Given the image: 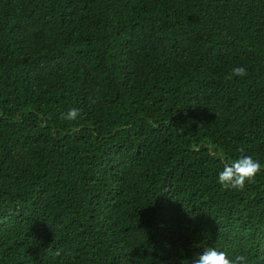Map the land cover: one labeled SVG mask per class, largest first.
Here are the masks:
<instances>
[{"label": "trees", "instance_id": "16d2710c", "mask_svg": "<svg viewBox=\"0 0 264 264\" xmlns=\"http://www.w3.org/2000/svg\"><path fill=\"white\" fill-rule=\"evenodd\" d=\"M205 248L264 264V0H0V264Z\"/></svg>", "mask_w": 264, "mask_h": 264}, {"label": "clouds", "instance_id": "9594fccd", "mask_svg": "<svg viewBox=\"0 0 264 264\" xmlns=\"http://www.w3.org/2000/svg\"><path fill=\"white\" fill-rule=\"evenodd\" d=\"M246 75L247 70L240 66L235 67L228 78L231 79L232 76L244 77ZM92 102L95 103L96 101L93 99ZM79 115V110L73 108L66 113L64 118L74 121ZM241 152H243L242 149ZM260 170L261 165L258 161H255L251 156L241 155L231 162H225L223 170L219 173L218 182L226 190L229 188L243 190L245 183L253 182ZM192 264H248V260L244 255H238L234 259H230L224 251L205 248L202 254H199L193 260Z\"/></svg>", "mask_w": 264, "mask_h": 264}]
</instances>
